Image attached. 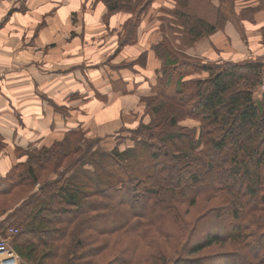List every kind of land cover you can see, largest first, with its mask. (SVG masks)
Listing matches in <instances>:
<instances>
[{"label": "trees", "instance_id": "1", "mask_svg": "<svg viewBox=\"0 0 264 264\" xmlns=\"http://www.w3.org/2000/svg\"><path fill=\"white\" fill-rule=\"evenodd\" d=\"M222 18L196 19L190 32L211 34ZM155 50L152 117L135 127L152 130L136 145L109 150L72 130L0 177V233L16 227L11 245L31 264H264V219H243L264 212L262 61L208 63L207 76L184 79L168 37ZM186 117L200 121L198 136L178 125ZM201 195L216 205L190 215ZM216 246L226 250L191 257Z\"/></svg>", "mask_w": 264, "mask_h": 264}, {"label": "crops", "instance_id": "2", "mask_svg": "<svg viewBox=\"0 0 264 264\" xmlns=\"http://www.w3.org/2000/svg\"><path fill=\"white\" fill-rule=\"evenodd\" d=\"M142 1L0 0V177L72 130L105 140L151 119L144 98L162 74L155 47L176 2ZM189 53L202 65L262 61L264 9L240 26L227 20Z\"/></svg>", "mask_w": 264, "mask_h": 264}, {"label": "rangeland", "instance_id": "3", "mask_svg": "<svg viewBox=\"0 0 264 264\" xmlns=\"http://www.w3.org/2000/svg\"><path fill=\"white\" fill-rule=\"evenodd\" d=\"M180 1L182 2V0H179V2L176 3V7L171 10V21L168 22V26L166 25L165 28L166 32L169 34L166 37L169 39V45L172 47V53H176L178 56L182 55L180 57L179 67L176 66L175 68H172V70L174 69V76L177 78L180 75H178V68H180L182 74L184 75V79L198 80V73L202 71V63L197 57H194L189 53V49L196 41L190 32V29L195 24L196 19L204 18L212 24H217L218 15L220 13L224 16V18L220 19V23H222L224 19V24L227 20H233L240 26L243 18L250 17L251 13L257 9H264V0H188L187 6L184 7L180 6ZM142 2H144V0ZM207 28L208 26L204 27L203 30ZM199 29L202 30L201 27H199ZM173 85H175V82H173ZM191 86L194 87V85ZM178 125L180 127L185 126L186 128H194L197 136L201 131V128H198L197 117H186L181 119L179 120ZM153 129L156 133L155 136H158L161 132V128ZM169 129L171 130L172 128H169V126L164 127V131H170ZM151 130L152 129H148L147 132L144 131V134L142 129L125 128L101 141L100 144L109 150L113 148L124 150L136 145V143ZM155 141L158 142L157 139H155ZM205 147L206 149L209 148L207 144H205ZM205 199H207V195H201L198 197L197 204L195 206L192 208L190 206H185L190 209V215L192 213L200 214L205 209L211 207L213 204L216 205L217 203L215 200L208 202ZM253 217L264 219V212L257 210V212L250 213L249 210H245L243 214L245 223H250V220H252ZM251 228H254V226H251ZM225 250V247L216 246L192 255L191 257L204 255L209 251Z\"/></svg>", "mask_w": 264, "mask_h": 264}, {"label": "built area", "instance_id": "4", "mask_svg": "<svg viewBox=\"0 0 264 264\" xmlns=\"http://www.w3.org/2000/svg\"><path fill=\"white\" fill-rule=\"evenodd\" d=\"M262 64L261 82L258 90L264 94V58ZM17 232L16 227L10 226L5 230V234L0 233V264H19L21 256L11 245V237Z\"/></svg>", "mask_w": 264, "mask_h": 264}]
</instances>
